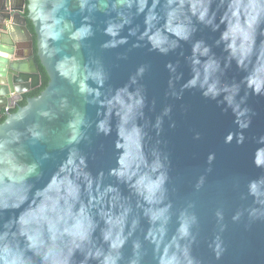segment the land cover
Here are the masks:
<instances>
[{"label": "water", "instance_id": "95a60500", "mask_svg": "<svg viewBox=\"0 0 264 264\" xmlns=\"http://www.w3.org/2000/svg\"><path fill=\"white\" fill-rule=\"evenodd\" d=\"M231 3L185 0L183 7L176 8L170 25L193 29L190 38L184 40L168 31V12L175 7L168 0H146L142 11L139 0H132L130 7L126 0L123 5L114 0H89L83 10L81 0H68L65 16L71 31L91 25L94 35L81 41L65 39L61 47L66 55H76L83 62L96 58L106 66L110 77L101 90L102 100L127 85L137 66L143 64L148 69L137 85L142 86L145 96L142 115L136 121L140 133L126 129L125 140L116 111L109 118L110 133H97L96 123L105 118L108 109L100 103H86L76 88L57 73L49 55L55 47L48 46L50 42L33 21L29 0H0V117H5L0 122V140L20 135L18 162L39 163L28 190L17 192L15 206L0 208V232L17 233L15 242L26 247V238L19 235L20 218L30 211L38 212L49 198L54 200L74 186L80 189L74 211L84 209L92 228L89 241L68 257L71 264H103L102 257L112 251V241L104 239L110 227L113 237L122 233L124 240L113 252L119 254V264H161L172 255L181 264H264V163L257 164L258 160L264 161V92L257 94L246 83L250 75L264 69V4L254 0L260 17L250 50L238 61L231 54L230 41L224 38ZM202 6L208 8L210 23L198 18ZM121 14L130 22L122 35L129 27L141 36L159 28L178 46L163 55L152 50L150 38L144 36L121 48H102L108 39L104 27L109 21H119ZM26 20L32 25L35 54L48 82L37 96L27 98L20 106L21 96L39 85ZM197 41L209 45V57L220 62L222 84L240 86V96L245 98L242 108L249 111L239 119L247 124L246 128L239 127L231 108L206 99L199 88L181 92L182 85L193 76V45ZM76 43L80 44L79 52L73 47ZM135 43L140 46L133 47ZM20 48L25 53L18 50L20 59L9 62L8 55ZM119 54L127 58L117 59ZM198 58L201 63L208 59ZM169 62L176 68L175 73L165 67ZM63 97L67 98L64 106ZM169 106L171 113L165 115ZM13 107L16 110L9 112ZM73 109L84 113L89 127L84 129L86 139L69 145L67 125ZM45 110L55 112L56 118L42 117L40 113ZM37 124L44 133V142L34 145L27 130ZM126 153L135 162L130 169L134 174L119 177L120 159ZM210 154H214L211 163ZM157 164L161 167L153 171ZM161 172L167 174L163 192L158 194L157 202L149 203L136 182L142 176L155 179ZM251 182L257 183V194L250 192ZM5 183L10 185L11 181ZM161 210L166 218L163 233L158 231L160 224L151 219ZM185 213L187 218L194 215L196 219L190 235L181 238L179 229ZM237 214L239 218L233 219ZM66 256V249L60 255L53 254L55 259ZM33 259L40 264V257L33 255Z\"/></svg>", "mask_w": 264, "mask_h": 264}, {"label": "clouds", "instance_id": "9594fccd", "mask_svg": "<svg viewBox=\"0 0 264 264\" xmlns=\"http://www.w3.org/2000/svg\"><path fill=\"white\" fill-rule=\"evenodd\" d=\"M89 0H81V9L87 7ZM127 6H131L132 0H126ZM143 10V4L146 0H139ZM264 4V0H260ZM68 0H29L28 8L33 21L40 26L42 34L49 41V47H55V51L50 53V59L56 68L57 73L66 80L70 85L74 86L81 97L85 98L86 103H100L101 106L108 109L105 118L97 121V133L108 135L111 131L110 116L116 111L119 116L120 134L126 140V129H131L133 133L139 135L140 128L136 121L142 115L145 106V96L142 94L140 80L145 76L148 70L145 65L137 66L136 71L129 78V83L123 88L117 90L111 97L102 100V89L104 88L110 73L102 62H98L96 58H92L89 62H83L76 55H66L63 47H61L65 39L81 41L94 35L91 25L81 26L74 32L71 31L70 25L66 19V5ZM114 3L123 5L125 0H114ZM171 7L168 12L169 32H174L176 37L188 40L193 29L187 25L179 27H171L172 17L175 15L177 7H183L185 0H168ZM211 3V0H207ZM208 8L202 6V10L198 14L201 22H211L207 19ZM230 21L228 31L224 34V38L230 41L229 48L233 57L238 61H242L243 56L250 50L252 42V33L257 25L260 12L254 0H232L229 8ZM155 19V16L152 17ZM129 20L122 14L119 21H109L103 29V33L108 37L101 47L104 49H117L122 46L129 45L132 40H143L144 36H148L151 48L160 54L167 55L173 51L178 44L170 41L168 36L159 28L150 29L149 33L144 36L138 35L137 31L128 28L127 34L122 35L123 30L129 24ZM139 47V43L132 45ZM77 52L80 50V44L73 45ZM194 57L193 76L185 84L183 89L199 88L203 97L208 100L216 101L218 104L225 103L228 108L238 117L237 123L240 128H246L247 124L240 121V117L248 113L247 108H242L245 98L240 96V86L238 84H222L220 80L221 65L218 60L209 57L211 47L203 41H197L193 45ZM239 54V55H238ZM208 57L201 63L198 57ZM126 55L119 54L117 59H126ZM170 72L175 73L176 68L171 62L165 65ZM227 67V64L225 65ZM249 88L253 89L257 94L264 92V69L257 70L249 76L246 81ZM177 99L180 98L175 92L172 93ZM91 97V99H87ZM220 97H223L221 100ZM67 103V98L61 99V105ZM227 110V109H225ZM171 113V106L164 110L165 115ZM42 117L49 120L56 118V113L45 110L40 113ZM99 115V113H98ZM22 119L23 117H19ZM70 136L67 143L74 145L86 139L87 136L84 129L89 127L85 119L84 113L78 109H73L72 118L68 121ZM174 126V125H173ZM28 137L34 145L44 142V133L39 129V125H33L28 130ZM197 139L199 134H197ZM231 137L227 138L230 142ZM242 140V138H241ZM21 143V136L9 140H0V208L15 206V197L17 192L27 191L29 181L37 173L39 163L37 161L21 164L18 162L16 147ZM47 153H44V157ZM209 163L214 159V154H210ZM81 163L83 159L81 158ZM264 161H257L260 165ZM121 170L117 174L119 177L131 176L134 173L130 171L135 166V162L128 158L126 153L120 159ZM161 167L157 164L153 171ZM10 180L11 184L5 181ZM167 180V174L161 172L155 179H149L142 176L137 182L136 187L145 195L149 203L157 202L158 194H162L164 185ZM203 183L201 179L200 184ZM197 185V187L200 186ZM51 188V185L49 186ZM249 190L252 194H257L258 185L251 182ZM47 191V189H46ZM23 199V197H21ZM80 199V189L70 186L66 194L56 198H49V202L41 205L39 211H30L20 218L19 235L27 240L26 247L21 248L16 242L17 233L0 232V264H36L33 255L40 257V264H71L70 257L74 249L81 248L89 241V233L92 228L91 222L85 216L84 209L74 211L76 203ZM222 218L220 212L217 213ZM186 218L182 221L179 232L180 237H188L190 235L191 225L195 222V216ZM239 214L233 217L238 219ZM151 219L154 223H159V232H164L163 225L166 223L164 211L153 213ZM111 224V221H109ZM105 240H111V250L102 257L103 264H119V254H113L115 250L122 246L124 240L122 233H117L113 237L111 227L105 233ZM67 250V256L63 259L53 258V254L60 255ZM31 253L32 255H29ZM161 264H181L176 255H172L164 259Z\"/></svg>", "mask_w": 264, "mask_h": 264}, {"label": "trees", "instance_id": "16d2710c", "mask_svg": "<svg viewBox=\"0 0 264 264\" xmlns=\"http://www.w3.org/2000/svg\"><path fill=\"white\" fill-rule=\"evenodd\" d=\"M25 3H26V0H25ZM26 9L23 10V16H26ZM26 28L28 29L29 33L31 34V37H32V53H33V58L37 64V69H38V73H39V85L36 86L35 88L27 91L26 93H24L22 96H21V99L18 100V104L20 106H23L25 104V101L27 98H30V97H34V96H37L46 86L47 82H48V77L44 71V69L41 67V65L39 64L38 62V59L36 57V46H35V35L33 33V28H32V25L30 23L29 20H26ZM16 110L15 107L13 108H9L8 111L9 112H14ZM4 116L1 115L0 117V122H2L4 120Z\"/></svg>", "mask_w": 264, "mask_h": 264}, {"label": "crops", "instance_id": "0c3cea01", "mask_svg": "<svg viewBox=\"0 0 264 264\" xmlns=\"http://www.w3.org/2000/svg\"><path fill=\"white\" fill-rule=\"evenodd\" d=\"M18 50H19V52H22L23 51L25 53V51L24 50H21V48L20 49H17V50H14L12 52V54H9L8 55L9 62L17 61L18 59H20L19 57L17 58V54H18L17 52H18Z\"/></svg>", "mask_w": 264, "mask_h": 264}]
</instances>
